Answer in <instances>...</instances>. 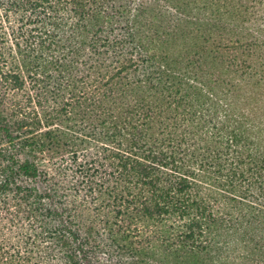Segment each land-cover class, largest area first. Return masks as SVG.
Instances as JSON below:
<instances>
[{"label": "trees", "instance_id": "trees-1", "mask_svg": "<svg viewBox=\"0 0 264 264\" xmlns=\"http://www.w3.org/2000/svg\"><path fill=\"white\" fill-rule=\"evenodd\" d=\"M16 1L0 264H264V0H211L231 34L218 48L239 53L225 72L174 31L146 33L148 10L186 20L173 0ZM26 81L34 105L17 101L13 125L4 99Z\"/></svg>", "mask_w": 264, "mask_h": 264}, {"label": "rangeland", "instance_id": "rangeland-1", "mask_svg": "<svg viewBox=\"0 0 264 264\" xmlns=\"http://www.w3.org/2000/svg\"><path fill=\"white\" fill-rule=\"evenodd\" d=\"M5 1L16 2V3L17 1L16 0H0V31H3V32L6 31L8 35L12 31L10 25H12L13 23L8 22L6 20L7 18L5 15L6 14L5 8H7V4L6 5L3 4V2ZM173 2H178V4L181 7L179 8L183 11L182 16L183 18L186 16L185 17L186 20L180 23L178 22L176 24H172L170 23L171 21L168 20L167 17H165L159 11L155 9L148 10L145 14V19L142 20V23H144V26L146 25L145 26V29H147L146 33H149L150 37L153 36L155 38H158V37L166 38V33L168 31H174V35L176 34L177 37H184L186 39L185 41L188 42L193 47L192 53H194L195 51H200V50L202 51L203 61L206 65L205 69L209 70V69L218 68L224 71L222 69V65H224L227 62V60H230L231 57L233 58V56H238L239 53H235L236 55H233L234 53L230 52L229 50L227 51L221 48V51H220V48H218L220 46L223 47L227 43L226 38L228 36L231 37V34L228 33L229 30L226 28V26H223L221 23H219V21H216L214 19V18H217V16L213 14V9L209 7L211 0H173ZM12 19H15V16L12 17ZM8 38H9V43H5L7 48L3 49V47H0V49H2L5 52H9L13 50L12 42L10 41L12 39V36L8 35ZM9 47H11V50ZM2 85L3 83H0V95L2 96L0 97V102L2 101L5 95V91H4L5 87H3ZM222 86H217L214 89H217L218 87H222ZM31 87L32 85L29 83V81H26L22 87H19L12 92L10 91L7 92L6 99H4V101H6L7 107H10L8 108L9 110L7 112L9 113V118L11 119V123L13 125H14V122H16L17 124V101L22 106L27 105L26 107L27 110L30 108H33L34 100L30 98V96L31 97L33 96ZM223 94L227 95V92ZM29 99H31L32 103L29 102ZM14 111H15V114H14ZM2 142L4 141L0 140V143ZM4 146H7V145H4ZM18 152L20 153L21 149H19ZM19 153L17 155V150L14 151V155H16L17 160L23 161L27 158L26 153L24 152H21V154ZM48 162H49V159L48 158L45 159L44 163L46 165L48 164ZM67 163L69 165L66 164V162L64 164H66V166H71V163L69 160H67ZM4 178L5 176L0 175V181H4ZM16 178L19 180L22 179V177L20 176ZM0 197L1 199H5V200L0 201V216L5 217V220L12 219L11 218L12 215L10 214V212H14L12 211V209L14 208L12 207V205H15L14 200L16 197L13 196V192H8V191L5 193H0ZM27 199H30V197L26 198V200ZM17 201H19L18 197H17ZM21 203H23L22 204L23 208H22V211L17 209L18 219L24 216V205H34L28 201L24 202L22 200H21ZM88 207L92 208V205H88Z\"/></svg>", "mask_w": 264, "mask_h": 264}]
</instances>
